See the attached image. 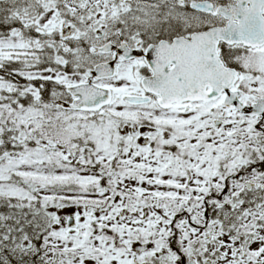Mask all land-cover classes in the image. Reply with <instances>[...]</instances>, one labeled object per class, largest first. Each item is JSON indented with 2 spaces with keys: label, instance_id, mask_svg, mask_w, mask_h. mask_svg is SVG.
<instances>
[{
  "label": "snow or ice",
  "instance_id": "1",
  "mask_svg": "<svg viewBox=\"0 0 264 264\" xmlns=\"http://www.w3.org/2000/svg\"><path fill=\"white\" fill-rule=\"evenodd\" d=\"M0 264H264V0H0Z\"/></svg>",
  "mask_w": 264,
  "mask_h": 264
}]
</instances>
